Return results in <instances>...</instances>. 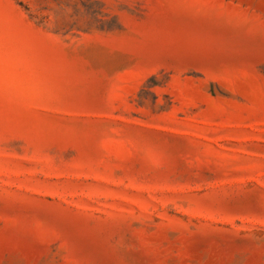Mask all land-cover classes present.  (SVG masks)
Instances as JSON below:
<instances>
[{
  "label": "rangeland",
  "instance_id": "1",
  "mask_svg": "<svg viewBox=\"0 0 264 264\" xmlns=\"http://www.w3.org/2000/svg\"><path fill=\"white\" fill-rule=\"evenodd\" d=\"M0 264H264V0H0Z\"/></svg>",
  "mask_w": 264,
  "mask_h": 264
}]
</instances>
